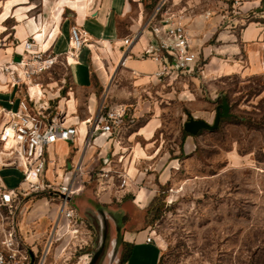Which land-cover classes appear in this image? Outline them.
<instances>
[{"label": "crops", "instance_id": "crops-1", "mask_svg": "<svg viewBox=\"0 0 264 264\" xmlns=\"http://www.w3.org/2000/svg\"><path fill=\"white\" fill-rule=\"evenodd\" d=\"M248 3L259 4L256 0ZM152 17L146 0H0V66L19 59L23 41L30 36L42 50L59 57L50 70L36 77L41 85L38 105L64 124L75 125L78 133L73 141L59 140L48 148L44 177L54 188L75 172L84 182L73 196L84 201L82 209L71 205L84 219L88 251L95 252L98 245L99 210L108 217L110 247L104 254L103 250L99 264H159L162 249L154 237L147 241L150 229L146 228L145 212L159 186L183 164L179 153L188 154L195 148L194 135L189 134L172 155L163 132L165 106L179 99L189 106L188 115L207 120L202 115L208 116L210 109L196 104L203 82L213 99L225 77L264 78L263 13L245 23L243 18L227 21L223 14L196 16L189 24L196 35L191 43L207 62L201 66L199 60L192 73L173 72L162 77L157 76L162 64L146 53L153 39L150 23L156 20ZM74 25L88 32L92 44L66 63L64 52ZM213 36L215 44L209 43ZM126 38L131 39L129 44ZM76 89L86 93L83 105ZM26 94V86L12 87L0 72L1 110L16 109ZM108 109H125L120 131L113 136L94 129ZM57 147L65 155L61 160L51 154ZM103 166L117 172L112 170L107 179L98 178L95 170ZM0 176L9 187L22 181L21 171L7 158L6 165L0 166ZM122 176L126 177L124 187L120 186ZM21 187L28 192L18 201L24 205L16 214V230L20 242L37 254L45 248L59 216V199H34L32 195L42 190L25 184ZM118 230L121 242L112 261L111 243ZM2 232L0 225V247ZM64 245L65 241L53 247L46 264H61L70 257V252L63 254Z\"/></svg>", "mask_w": 264, "mask_h": 264}, {"label": "rangeland", "instance_id": "rangeland-1", "mask_svg": "<svg viewBox=\"0 0 264 264\" xmlns=\"http://www.w3.org/2000/svg\"><path fill=\"white\" fill-rule=\"evenodd\" d=\"M248 1L254 0H146V9L156 21L166 12L182 14L192 41L196 35L189 24L200 14H223L227 21L243 18L242 23L264 14L263 0L256 5ZM209 43L215 44L216 38ZM206 62L200 55L199 64ZM202 85L196 104L210 109L208 116L202 115L205 120L213 122L223 95L232 115L216 130L194 135L192 152L179 153L184 162L159 186L145 212L146 228L161 246L159 264H264V78L225 77L213 99L208 85ZM40 90L31 87L33 94ZM76 95L83 105L86 93L76 89ZM183 102L174 99L165 106L163 132L172 155L182 148L184 122L191 112ZM3 119L0 109V123ZM51 154L59 160L65 156L60 147ZM32 197L57 202L47 189ZM71 203L82 209L84 201L76 196ZM97 229L96 245L100 226ZM109 237L103 254L110 247Z\"/></svg>", "mask_w": 264, "mask_h": 264}, {"label": "built area", "instance_id": "built-area-1", "mask_svg": "<svg viewBox=\"0 0 264 264\" xmlns=\"http://www.w3.org/2000/svg\"><path fill=\"white\" fill-rule=\"evenodd\" d=\"M150 29L153 39L149 42L146 53L162 64L157 71L158 77L173 72H194L200 57L192 46L191 35L182 14L166 12L161 20L150 23ZM130 40L126 38L124 41L129 44ZM91 42L86 30L77 25L72 26L69 48L64 52L65 62L69 63L77 58L84 46H90ZM57 62L59 57L56 54L42 50L34 37L30 36L23 41L20 58L0 66V72L7 77L9 85H22L27 89V94L19 101L16 109L2 108L4 119L0 123V162L6 165L7 158V162L13 163L22 173L21 184L28 188L53 191L60 206L59 216L47 238L45 248L34 254L29 246L20 242L16 230V214L24 205L18 201L20 202L22 195L27 194L28 189L21 187V184L9 187L0 176V225L3 230L0 264H46L53 247L63 241V254H71L61 264H90L94 253V250H87L90 242L82 229L84 219L71 205L73 196L84 187V182L75 172L54 188L44 177L49 161L48 148L59 140L73 141L78 133L75 125H66L56 115L46 114V107L38 105L41 93H31L32 86L41 89L36 77L50 70ZM124 114L125 109H108L95 122L94 129L98 127L113 136L120 131ZM112 170L117 172L104 166L95 171L98 178L107 179ZM125 184L126 177L122 176L120 186L124 187ZM147 241H154L151 230Z\"/></svg>", "mask_w": 264, "mask_h": 264}, {"label": "water", "instance_id": "water-1", "mask_svg": "<svg viewBox=\"0 0 264 264\" xmlns=\"http://www.w3.org/2000/svg\"><path fill=\"white\" fill-rule=\"evenodd\" d=\"M232 115L230 111V104L227 101L226 96H222V101L216 107L215 117L212 123L206 121L203 118H195L192 115H188V119L184 123V130L189 132L190 134H197L200 130H216L219 127V124L223 118H228ZM100 218V237L97 248L94 252L93 258L90 264H96L98 259L100 258L106 241H107V233H108V217L105 215L103 211L98 212ZM121 236L119 230L117 232L116 237L112 240L111 246L112 250L110 253L111 260L113 261L120 246Z\"/></svg>", "mask_w": 264, "mask_h": 264}, {"label": "trees", "instance_id": "trees-1", "mask_svg": "<svg viewBox=\"0 0 264 264\" xmlns=\"http://www.w3.org/2000/svg\"><path fill=\"white\" fill-rule=\"evenodd\" d=\"M263 2H264V0H263ZM226 98H227V96H226ZM227 101L229 102L228 98H227ZM223 119H224V118H223ZM223 119H222V120H223ZM222 120H221V121H222ZM200 132H201V130H200L197 134H199ZM189 134H190L189 132H187L186 130L183 129V139H184L187 135H189ZM197 134H195V135H197ZM124 259H125V257L122 258V262H123Z\"/></svg>", "mask_w": 264, "mask_h": 264}, {"label": "bare ground", "instance_id": "bare-ground-1", "mask_svg": "<svg viewBox=\"0 0 264 264\" xmlns=\"http://www.w3.org/2000/svg\"><path fill=\"white\" fill-rule=\"evenodd\" d=\"M71 61H74V60H71ZM1 159H2V151L0 150V161H1Z\"/></svg>", "mask_w": 264, "mask_h": 264}]
</instances>
